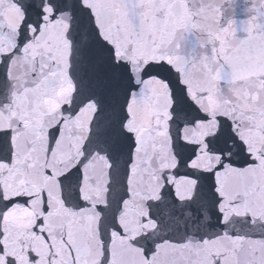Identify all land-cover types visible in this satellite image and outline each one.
<instances>
[{
	"label": "water",
	"instance_id": "water-1",
	"mask_svg": "<svg viewBox=\"0 0 264 264\" xmlns=\"http://www.w3.org/2000/svg\"><path fill=\"white\" fill-rule=\"evenodd\" d=\"M0 264H264V0H0Z\"/></svg>",
	"mask_w": 264,
	"mask_h": 264
}]
</instances>
